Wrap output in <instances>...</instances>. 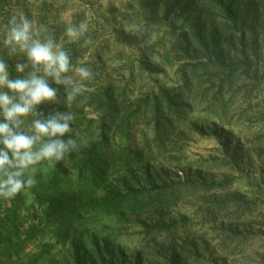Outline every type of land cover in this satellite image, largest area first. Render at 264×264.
Listing matches in <instances>:
<instances>
[{
  "label": "rangeland",
  "instance_id": "374dc122",
  "mask_svg": "<svg viewBox=\"0 0 264 264\" xmlns=\"http://www.w3.org/2000/svg\"><path fill=\"white\" fill-rule=\"evenodd\" d=\"M1 3L0 23H6L12 15H24L34 21L40 39L52 37L69 55L74 45L83 43L80 65L90 63L95 53H100L111 66L104 78L110 75L111 80L124 87L118 93L120 98L135 101L149 91L173 90L180 84L179 65L169 48L188 24L181 15L173 14L167 20L164 3L159 4L158 0H0ZM261 11L257 17L248 19L246 31L248 44L252 43L253 34L257 36V43L251 44L248 54L254 64L253 73L259 70L260 84L253 85L248 78L238 85V90H234L237 98L231 102L227 116L220 118L208 111L204 108L207 103L195 94L196 110L187 115L186 122L177 126L175 134L162 147L154 141V132L147 129L149 120L143 118L135 124V134L150 160L136 169L126 167L119 159H126L127 141L116 132V127H111V150L118 167L121 163L123 166L113 178L118 186L126 185L120 179L125 174L129 178L130 172L133 174L129 184L135 187L143 184L139 192L151 189L145 175L148 170L151 182L156 184L179 183L189 177L192 182L222 183L225 188L217 192L213 189L210 194L203 189L181 188L170 194L168 198L173 203L162 210L167 221L176 223L169 232L155 230L147 235L143 222L152 223L157 218L153 209L141 215L129 210L100 212L91 214L88 219L93 218L85 224L86 216L80 214L82 222L66 242L57 237V221H46L42 215L44 208L24 191L17 221L22 230L20 238L26 239L30 227L39 235L19 257L7 259L4 253L11 242L6 237L14 239V228L2 222L7 205L4 199L0 203V264H26L41 250L43 255L38 264H75L80 259L78 252L85 264L93 260L103 264L101 257H110L107 247L115 250L117 264H170L174 241L187 249L184 264H264V13ZM81 23H87L88 30L73 42L66 29L70 25L79 28ZM152 34L156 39L148 45L145 41ZM89 39L91 43L86 44ZM146 47L149 50H144ZM0 58L10 67L17 62L26 63L23 56L9 57L2 43ZM70 76L78 80L75 74ZM84 83L93 88V80ZM69 87L66 85V90ZM84 105L82 100L76 119L81 145L99 133L96 110ZM132 112L128 111L127 116ZM25 123L27 130L30 123ZM145 130L149 135L147 141L143 136ZM235 200L241 204L234 203ZM210 211L217 218H208ZM192 245L197 247V253Z\"/></svg>",
  "mask_w": 264,
  "mask_h": 264
},
{
  "label": "trees",
  "instance_id": "16d2710c",
  "mask_svg": "<svg viewBox=\"0 0 264 264\" xmlns=\"http://www.w3.org/2000/svg\"><path fill=\"white\" fill-rule=\"evenodd\" d=\"M158 1L159 4L164 3L167 20L173 14L181 15L185 16L188 24L187 30L184 29L181 35L170 43L169 51L179 65L178 73L181 78L180 84L175 89L149 91L135 101H129L125 96L120 98L118 93L124 87L111 80L110 75L104 78V74L108 73L111 66L100 53H95L90 63L79 64V59L84 55L81 50L83 43H80L74 45L70 51L71 63L75 67L84 66L92 70L95 91L77 96L75 101L69 105L66 99V85L53 84V87L58 90L57 101L52 107L46 104L41 107L42 110L40 109L45 117L57 111L75 115V120L70 125L72 132L63 139H74L78 150L67 154L62 161L56 163L55 167L47 172L43 171L47 168L46 163L38 166L36 186L25 190L34 196L39 206L44 208L42 215L46 221L53 219L57 221L56 234L62 241L66 242L76 232V225L82 222L80 214L86 216L85 224L93 218L88 219L91 214L97 215L100 212L118 213L129 210L132 214L141 215V212L146 213L153 209L157 218L152 220V223L143 222V226L148 231L147 235L155 230L169 232L176 227L174 221H167L163 216L164 209L173 203V199L168 198L170 194L176 193L181 188L196 191L203 189L206 194H210L213 189L217 192V189L225 188L222 183L205 185L192 182L189 177L179 183L156 184L151 182L152 175L148 170H145V175L148 177L147 182L151 183V189L145 190L143 187L144 190L139 192L143 184H139L138 187L129 184V179L131 180L133 174L130 172L129 178L125 174L120 179L126 185L120 187L117 185L118 182L114 183L113 178L117 175L116 171L123 166L121 163L118 167L116 155L111 150V127H116L118 129L116 132L127 141L126 159H119L126 167L136 169L137 166L149 163L150 160L147 159L145 147L137 143L138 135L135 134V124L138 121L143 118L149 120L147 129L154 132V141L162 147L175 134L177 126L186 122L187 115L196 110L195 94L207 103V107L204 108L222 118V116H227L231 102L237 98V92L234 90H238V85L247 82L248 78L253 85L260 84L259 70L253 73L254 64L248 54L251 44L257 43V36L253 34L252 43L248 44L246 31L249 30L248 19L259 15L264 8V0ZM182 3H185V6ZM0 6L3 7L2 3ZM262 13L264 11H261ZM144 50H149V48L146 47ZM10 72L13 76L16 75L14 67H10ZM71 74L74 73L68 75ZM86 85L92 88L90 83ZM232 92L234 93L230 94ZM82 100L85 102L84 108L96 110L98 114L96 121L99 133L86 145L80 144L82 136L76 121L78 119L77 109ZM130 110L133 112L127 116ZM28 122L30 123V120ZM25 125L24 130H26ZM143 136L147 141L148 131L145 130ZM3 201L4 199L0 198V203ZM23 203L22 192L15 198L7 200L4 209L5 215L2 222L14 228V239L9 235L6 237L7 241L11 242L4 253L7 259L14 255L19 257L29 242L39 235L36 229L30 227L26 239L20 238L22 230L19 229L17 221L18 212ZM234 203L241 204L236 200ZM210 216L217 218L211 214V211L208 218ZM161 246L165 250L168 249L165 245ZM171 246L173 258L170 264H184L183 254H186L187 249L175 241ZM192 246L197 253V247ZM42 252L43 250L35 254L26 264H38L43 255ZM107 252L110 257L109 259L101 257L103 264H117L118 258L115 250L107 247ZM78 255L80 259L75 264H85L80 252ZM91 264L99 263L93 260Z\"/></svg>",
  "mask_w": 264,
  "mask_h": 264
},
{
  "label": "clouds",
  "instance_id": "9594fccd",
  "mask_svg": "<svg viewBox=\"0 0 264 264\" xmlns=\"http://www.w3.org/2000/svg\"><path fill=\"white\" fill-rule=\"evenodd\" d=\"M87 30V23L79 28L70 25L66 35L75 42ZM0 37L9 57L26 58V63L14 65L15 76L0 58V198L9 200L36 186L38 166L46 163L43 171L47 172L78 150L74 139H63L72 132L75 115L57 111L45 117L40 111L42 106L57 101L58 90L49 81L70 86L66 95L69 105L77 96L95 89L84 83L93 79L92 70L73 66L69 54L52 37L40 39L34 21L28 17L12 15L6 23H0ZM155 39L152 34L145 43L151 45ZM28 120L30 125L24 130Z\"/></svg>",
  "mask_w": 264,
  "mask_h": 264
}]
</instances>
